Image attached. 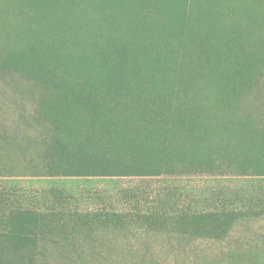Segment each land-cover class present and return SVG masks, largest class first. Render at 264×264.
Returning <instances> with one entry per match:
<instances>
[{
  "label": "rangeland",
  "instance_id": "rangeland-1",
  "mask_svg": "<svg viewBox=\"0 0 264 264\" xmlns=\"http://www.w3.org/2000/svg\"><path fill=\"white\" fill-rule=\"evenodd\" d=\"M128 1L108 0L103 34L138 31L145 54L142 35L177 53L158 156L171 171L156 177L47 176L49 120L84 117L26 68L50 54L81 64L100 35L71 39L59 0H0V264H264V0H161L171 28L160 1Z\"/></svg>",
  "mask_w": 264,
  "mask_h": 264
},
{
  "label": "trees",
  "instance_id": "trees-1",
  "mask_svg": "<svg viewBox=\"0 0 264 264\" xmlns=\"http://www.w3.org/2000/svg\"><path fill=\"white\" fill-rule=\"evenodd\" d=\"M123 1L132 7L128 0ZM172 1L177 4L179 0ZM59 2L68 7L73 28L77 29L71 39L76 40L77 35L81 37L83 28L98 32L100 37L95 36L90 43L86 39L87 51L81 55L84 59L81 64L70 60L60 65L55 61L58 57L50 54L43 64L26 68L37 77L35 80L43 89L63 102L59 105L45 100L41 105L69 108L68 113L76 120L80 115L84 117L80 123H72V127L48 119L51 133L42 143V169L47 176L64 177H156L168 174L171 170L168 165L158 162V156L165 147L166 127L173 115L171 85L176 51L168 52L160 42L159 45L150 36L142 35L150 43L145 54L138 31L128 41L114 27L108 26L103 34L107 25L103 12L110 11L108 14L112 18L115 9L106 5L108 0ZM158 2L155 13L158 17L160 14L171 28L173 20L169 7L161 0ZM109 24L113 25L111 19ZM131 30L128 28L126 32ZM59 43L63 46L60 36ZM72 47V42H66V48ZM61 50L65 51L64 47H59L57 52ZM54 97L52 99H56ZM131 132L136 134L139 143L129 148L127 134Z\"/></svg>",
  "mask_w": 264,
  "mask_h": 264
}]
</instances>
